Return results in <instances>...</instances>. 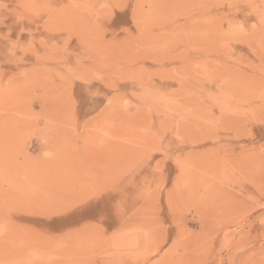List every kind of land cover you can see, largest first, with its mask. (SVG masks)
<instances>
[{
  "label": "rangeland",
  "instance_id": "374dc122",
  "mask_svg": "<svg viewBox=\"0 0 264 264\" xmlns=\"http://www.w3.org/2000/svg\"><path fill=\"white\" fill-rule=\"evenodd\" d=\"M0 264H264V0H0Z\"/></svg>",
  "mask_w": 264,
  "mask_h": 264
},
{
  "label": "bare ground",
  "instance_id": "6f19581e",
  "mask_svg": "<svg viewBox=\"0 0 264 264\" xmlns=\"http://www.w3.org/2000/svg\"><path fill=\"white\" fill-rule=\"evenodd\" d=\"M234 10H235V9H234ZM234 10H233V11H234ZM236 10H237V9H236ZM226 195H227V194H226Z\"/></svg>",
  "mask_w": 264,
  "mask_h": 264
}]
</instances>
